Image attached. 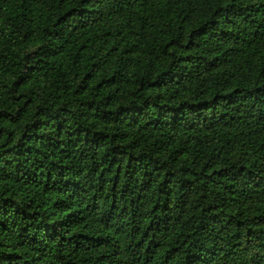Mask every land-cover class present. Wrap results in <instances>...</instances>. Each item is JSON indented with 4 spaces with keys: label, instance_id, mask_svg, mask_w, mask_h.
I'll return each mask as SVG.
<instances>
[{
    "label": "trees",
    "instance_id": "trees-1",
    "mask_svg": "<svg viewBox=\"0 0 264 264\" xmlns=\"http://www.w3.org/2000/svg\"><path fill=\"white\" fill-rule=\"evenodd\" d=\"M0 264H264V0H0Z\"/></svg>",
    "mask_w": 264,
    "mask_h": 264
}]
</instances>
